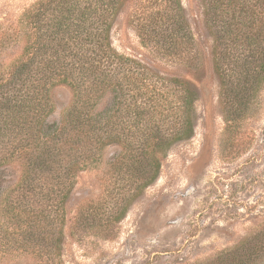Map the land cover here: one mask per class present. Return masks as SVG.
I'll use <instances>...</instances> for the list:
<instances>
[{
    "label": "trees",
    "instance_id": "trees-1",
    "mask_svg": "<svg viewBox=\"0 0 264 264\" xmlns=\"http://www.w3.org/2000/svg\"><path fill=\"white\" fill-rule=\"evenodd\" d=\"M200 1L219 106L224 121L235 124L264 85V0ZM133 2L142 46L191 66L194 39L180 0H38L2 29L1 45L20 49L10 65H0V170L8 162L20 166L17 183L0 189L5 237L11 230L34 243L50 217L64 221L77 174L115 148L101 176V208L86 210H105L108 195L114 207L100 225L108 230L156 182L161 158L193 138L194 86L112 46L115 20ZM59 86L72 101L60 122H50L51 92ZM258 234L255 240L264 238Z\"/></svg>",
    "mask_w": 264,
    "mask_h": 264
},
{
    "label": "rangeland",
    "instance_id": "rangeland-1",
    "mask_svg": "<svg viewBox=\"0 0 264 264\" xmlns=\"http://www.w3.org/2000/svg\"><path fill=\"white\" fill-rule=\"evenodd\" d=\"M37 1L0 0V36ZM180 2L194 39L191 66L170 63L142 46L132 20L134 2L116 18L111 39L120 55L194 86L193 138L161 158L156 182L131 202L121 220L101 232L100 225L109 219L107 209L115 203L106 195L105 210L94 211L103 203L105 163L116 150L106 149L77 174L64 221L50 217L34 243L11 230L6 237L0 232V264H264V238L255 240L256 234L264 235V85L248 115L226 123L201 1ZM19 53L17 45L3 47L0 41L1 66L10 65ZM51 100L49 121L60 122L70 109L71 91L59 86ZM19 177V164L8 162L0 170L1 191ZM107 190L112 191V184ZM82 206L85 215L79 212Z\"/></svg>",
    "mask_w": 264,
    "mask_h": 264
}]
</instances>
